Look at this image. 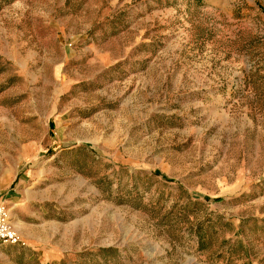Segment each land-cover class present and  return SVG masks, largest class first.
<instances>
[{
    "label": "rangeland",
    "instance_id": "374dc122",
    "mask_svg": "<svg viewBox=\"0 0 264 264\" xmlns=\"http://www.w3.org/2000/svg\"><path fill=\"white\" fill-rule=\"evenodd\" d=\"M0 205V264H264V0H0Z\"/></svg>",
    "mask_w": 264,
    "mask_h": 264
},
{
    "label": "built area",
    "instance_id": "2783aa9c",
    "mask_svg": "<svg viewBox=\"0 0 264 264\" xmlns=\"http://www.w3.org/2000/svg\"><path fill=\"white\" fill-rule=\"evenodd\" d=\"M0 242L10 246L20 244V238L11 226L10 211L6 205H0Z\"/></svg>",
    "mask_w": 264,
    "mask_h": 264
},
{
    "label": "crops",
    "instance_id": "0c3cea01",
    "mask_svg": "<svg viewBox=\"0 0 264 264\" xmlns=\"http://www.w3.org/2000/svg\"><path fill=\"white\" fill-rule=\"evenodd\" d=\"M18 196H20V195H18ZM14 200H15V198H14ZM11 218V217H10Z\"/></svg>",
    "mask_w": 264,
    "mask_h": 264
}]
</instances>
